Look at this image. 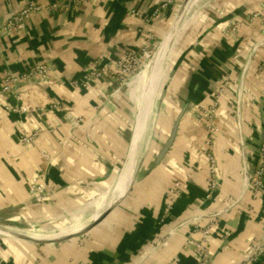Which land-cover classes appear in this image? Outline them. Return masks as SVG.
<instances>
[{
    "label": "crops",
    "instance_id": "1",
    "mask_svg": "<svg viewBox=\"0 0 264 264\" xmlns=\"http://www.w3.org/2000/svg\"><path fill=\"white\" fill-rule=\"evenodd\" d=\"M28 1L0 0V209L72 214L60 232L120 199L84 238L36 243L0 234V264H197L186 238L199 239L196 226L209 223L206 264H240L260 244L263 249L249 264H264V176L260 191L249 190L264 139V16L252 17L259 6L264 10V0L201 5L184 27L167 74L171 39L146 101L143 96L138 101L135 83L142 65L122 82L115 62L151 47L180 0L164 7L160 0H34L41 8L5 30L7 16ZM167 33L151 53L164 46ZM36 63L50 65L45 77L9 82V90L3 89L8 73L18 76ZM164 68L166 117L133 178ZM225 79L233 85L218 98L219 131L206 144L198 117ZM181 109L172 145L155 163ZM210 155L216 158L213 185ZM123 170L129 175L115 196ZM176 179L180 191L165 211L167 189ZM103 194L99 207L95 202Z\"/></svg>",
    "mask_w": 264,
    "mask_h": 264
},
{
    "label": "built area",
    "instance_id": "2",
    "mask_svg": "<svg viewBox=\"0 0 264 264\" xmlns=\"http://www.w3.org/2000/svg\"><path fill=\"white\" fill-rule=\"evenodd\" d=\"M175 3V0H160L159 7H164L166 4H172ZM58 4V3H57ZM52 7L56 6V3H51ZM41 8V4L37 3L34 0L28 1V3L24 6L19 8L16 12H12L7 16L6 23L4 25L5 30H10L11 28H17L22 25V23L28 18L30 13L32 11H38ZM264 43V42H263ZM142 54L146 55L147 50L146 48L142 49ZM139 55V54H138ZM137 54L133 55V52L130 51L120 57L116 63L115 67L119 71V76H121L122 82H124L126 79V76L128 75V66L137 62ZM50 71V65L44 64V63H36L34 65L29 66L24 72L19 74L18 76H13L10 73L5 77V84L3 85L4 90H9V82H26L30 81L31 79H34L36 77H45L48 72ZM124 75V76H122ZM132 75V74H131ZM233 81L230 79H225L223 83L217 88L216 90V97L211 100V102L208 105H205L202 107L201 115L198 117V120L202 122V124L206 127L207 130V137H209L208 141H206V144L209 143V141H213V137H216V134H218L219 131V125L215 121L217 117V108L220 106V103L218 101V98L223 96L225 93V90L227 87L232 86ZM238 104V101L237 103ZM33 137H26L23 136V141H29ZM209 171L210 178L209 182L213 185V182L210 181L212 175H214L215 172V163L216 158L213 155L209 156ZM263 176H264V139L261 141L258 149V161H257V167L253 171L252 175L250 176L249 180V190L255 195L258 191L262 189V182H263ZM180 181L178 179L172 180L171 186L167 189L166 192V198H165V211H168L172 206V203L174 202L176 195L180 191ZM211 227V223H209L206 226L198 225L196 226V230L199 233V239H189L186 238V246H190L193 248L194 252L197 256V264H206L207 258H208V239H209V230ZM254 250V254L248 257L246 260L242 261L240 264H249L252 259L256 257L257 252L259 253L260 250L263 249V246L257 245V247Z\"/></svg>",
    "mask_w": 264,
    "mask_h": 264
},
{
    "label": "rangeland",
    "instance_id": "3",
    "mask_svg": "<svg viewBox=\"0 0 264 264\" xmlns=\"http://www.w3.org/2000/svg\"><path fill=\"white\" fill-rule=\"evenodd\" d=\"M182 1L183 0H180L179 2H177L175 4V7H174L175 11L172 14L171 20L167 23V25L161 31H159V33H157V35L155 37V42L152 44V46L151 47H145L147 50L146 54L151 53V51L156 47V45L160 41L163 32L168 30L170 24L173 22V20L175 19L176 15L178 13V10H179V7H180V4L182 3ZM207 2H208V0H194L193 4L190 5L189 8L181 14L178 29L176 31L175 36L173 37L174 41L172 42L171 51H170V54L168 55L169 63L165 62L166 63L165 67H167L166 71L168 70L167 74H169L170 69L172 67V61L174 59V56L176 55V53H178L179 48L182 46L181 45L182 44L181 38H182V34L184 33L183 32L184 27L186 26V24L188 22L194 20V18L197 15L198 8ZM259 7H260V10L258 12L256 11L255 15H253L252 17H263L264 16L263 8L261 6H259ZM142 49H144V48H141L138 51H136V50L132 51L133 55L134 54H137V55L139 54V55L137 56V60H136L137 62L128 66V71H127L128 75H131V74L135 73L136 71H138V69L141 67V65H143L146 62V61L144 62L146 55L142 54V52H141ZM164 71H165V68H164V70L162 69V74ZM166 71L164 72L165 75L163 76L162 79H161V77H162V75H161L160 79L158 80V85L153 90L155 95H154L153 100L151 101L152 105H151L150 111L146 117V125H145V129L143 130V135H142L143 138L141 141L140 150L136 156V161H135V166H134L135 172H134L133 178L136 176L135 173H136L137 168L140 165V163L142 161L146 160V156L149 154L150 147L153 144L155 138L157 136H159V133H160L159 129L162 130V127H163L162 126L163 119H165L166 116L164 114L165 108L162 105L163 100H161V98L163 97V91L165 88V82H166V76H167ZM133 78H134V76H133ZM156 90H157V92H156ZM138 101H139V96H138ZM133 105H134V107H133ZM133 105L128 108L129 113H130V118L132 119V122H131L132 131L134 129L133 117L136 113V106H135V104H133ZM131 138L132 137H130V139ZM128 151H129V145H128V147L125 148V154L119 160L117 168L112 173L111 178L108 180V184H109V181L112 182L114 180V178L117 176V173L119 172L123 162L125 161V159L128 155ZM104 189L105 188H103V190ZM68 217H69V219H68ZM65 219L68 222L70 219H72V214H68V213L66 214V212H64V213L59 212V215L56 216V215L47 214V213L42 214V213H40V210L36 211V209L35 210L20 209L18 207V209H16L15 211H8V212H5L4 214L0 215V224L4 225V226H6V225L11 226V227L17 226V229H22V228L27 229L28 227H32V226H35V228H41L44 226L43 224H46V226H47L46 228L57 229V228H60L66 224V223L65 224L63 223V225H62V223H61ZM41 225H43V226H41ZM80 237L84 238L87 236L84 233V234L80 235ZM77 242L80 244L81 241H77Z\"/></svg>",
    "mask_w": 264,
    "mask_h": 264
},
{
    "label": "bare ground",
    "instance_id": "4",
    "mask_svg": "<svg viewBox=\"0 0 264 264\" xmlns=\"http://www.w3.org/2000/svg\"><path fill=\"white\" fill-rule=\"evenodd\" d=\"M191 1L192 0H190L188 2L187 6L191 3ZM171 39L172 38L170 37V34L168 32L166 39L164 41L165 42L164 46L161 47V49H159V47H158L157 52L155 51L154 53L151 54L150 59L147 60L142 65V67L140 68V71L138 72V74L135 78L136 87H137L138 92H139L138 96H139V98H140V96H143L144 97L143 101H146V100L150 99L149 97H151L150 96L151 88H152V86H154L156 79H157V76H158V74L156 72L160 69V67L163 64V59H164L166 50L170 46ZM172 42H173V40H172ZM159 55H160V60L158 59ZM153 58H154V60H153ZM128 175H129V172H127V170L122 172V175L120 176V180L114 186V188L116 189V195L115 196H117V194L121 193V191L123 190V184L126 183L125 180H126ZM110 187H113L112 184ZM95 204L99 207H101V205L103 206V204H105V194H103L102 197L97 199ZM99 207H98V209H99ZM85 209H86V207H85ZM102 209L103 208H100L98 210V212L95 211L93 213V214H95L97 212L95 215L91 214L93 216L90 215L89 216L90 218L87 219L88 220L87 222L81 221V222L76 223L74 225H71L69 227H65L63 230L61 229L62 231L60 230V232H56L58 229L53 230L51 228L50 229L46 228L47 227L46 224H43L44 226L41 225V226H43L41 228H35V226H32V227H28L29 229H26V228H22V229L6 228V227H3L2 225H0V234L3 235L4 232H6V235L14 237V233H22V234L30 235V236L37 238V239H52V238L60 237V236H63V235L69 234V233H73L75 231L82 229L84 226H86L91 221L96 219V217L104 210V209L103 210ZM80 214H81L80 212H75V217L79 216Z\"/></svg>",
    "mask_w": 264,
    "mask_h": 264
},
{
    "label": "water",
    "instance_id": "5",
    "mask_svg": "<svg viewBox=\"0 0 264 264\" xmlns=\"http://www.w3.org/2000/svg\"><path fill=\"white\" fill-rule=\"evenodd\" d=\"M189 1L190 0H183L182 1V3L180 4V7H179V10H178V13H177L175 19L173 20V22L170 24V26L168 28V32H169L170 37L172 38V40H173V37L175 36L176 31L178 29V25H179V20H180L181 14L185 11L186 6H187ZM183 112H184V109H181V111L179 112V114L177 115L175 120L173 121L168 137L166 138L164 143L160 146V148H159V150H158V152H157V154L155 156V161H154L155 163L159 162L163 158V156L166 154V152L168 151V149L172 145V142L174 140V137H175V134H176V130H177V127H178V124H179V121H180V119L182 117ZM117 201H115L114 203L108 205L96 217V219L91 221L89 224L84 226L82 229H80L78 231H75L73 233H69V234H66V235H63V236H60V237H56V238H52V239H37V238H34V237L30 236V235L22 234V233H14V237L17 238V239H22V240H26V241H30V242H36V243H57V242H61V241L73 238V237L80 236V235L86 233L87 231H89L91 228L95 227L98 223H100L107 216V214L112 210V207L115 205V203ZM16 209H18V206H11V207L2 208V209H0V215L4 214L5 212H8V211H14ZM4 235H6V232H4Z\"/></svg>",
    "mask_w": 264,
    "mask_h": 264
},
{
    "label": "trees",
    "instance_id": "6",
    "mask_svg": "<svg viewBox=\"0 0 264 264\" xmlns=\"http://www.w3.org/2000/svg\"><path fill=\"white\" fill-rule=\"evenodd\" d=\"M107 216H108V214H107ZM107 216H106L104 219H106V218H107Z\"/></svg>",
    "mask_w": 264,
    "mask_h": 264
}]
</instances>
